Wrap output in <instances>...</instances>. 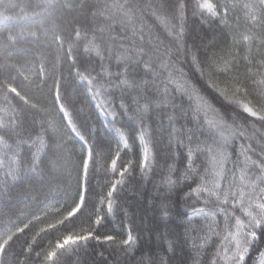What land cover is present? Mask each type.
Wrapping results in <instances>:
<instances>
[{"label": "snow or ice", "instance_id": "1", "mask_svg": "<svg viewBox=\"0 0 264 264\" xmlns=\"http://www.w3.org/2000/svg\"><path fill=\"white\" fill-rule=\"evenodd\" d=\"M125 262L264 264V0H0V264Z\"/></svg>", "mask_w": 264, "mask_h": 264}, {"label": "trees", "instance_id": "2", "mask_svg": "<svg viewBox=\"0 0 264 264\" xmlns=\"http://www.w3.org/2000/svg\"><path fill=\"white\" fill-rule=\"evenodd\" d=\"M212 99V102L217 106V107H222L225 110H228V106L227 104L222 101L221 99L215 98V97H210ZM75 108L77 110L81 109L82 107L84 108V111L81 113L79 120L81 123L87 122L89 125H91L93 122H96L97 125L99 126V122L95 121V119H89V109L87 108V106L82 103L81 100H77L75 102ZM69 147H72L71 145ZM164 162V154L163 152H161V156L158 160V164H157V170L156 173L151 175L150 179L146 182L144 181H133V183H138L139 185H145V189H144V197L141 200V198L137 195V196H133L130 195L127 190H125V192L122 194V203H126V202H131L132 204V208L133 211H135L137 208H139V212L137 213V216L135 218V227H138L140 229L141 232L144 231L145 225H147V227L149 228H158V230L160 232L164 231V225L162 222H160L159 220V214L158 213H154L152 211H146L145 210V205L147 203V199H148V194L152 193L154 191L153 189V185L156 181H158L160 179V172H159V165L163 164ZM122 219V217H120ZM143 221V223H142ZM142 248H144L145 250H147V246L146 245H142ZM153 250H155L156 245H155V233H153V245H152ZM137 255L139 256V253H137ZM87 259V258H86ZM126 264V262H125Z\"/></svg>", "mask_w": 264, "mask_h": 264}]
</instances>
